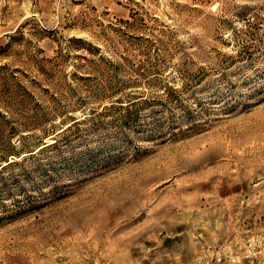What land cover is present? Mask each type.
I'll return each mask as SVG.
<instances>
[{"label": "rangeland", "instance_id": "374dc122", "mask_svg": "<svg viewBox=\"0 0 264 264\" xmlns=\"http://www.w3.org/2000/svg\"><path fill=\"white\" fill-rule=\"evenodd\" d=\"M0 264H264V0H0Z\"/></svg>", "mask_w": 264, "mask_h": 264}]
</instances>
